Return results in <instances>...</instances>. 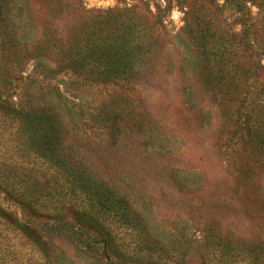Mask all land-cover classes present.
<instances>
[{"label": "rangeland", "instance_id": "rangeland-1", "mask_svg": "<svg viewBox=\"0 0 264 264\" xmlns=\"http://www.w3.org/2000/svg\"><path fill=\"white\" fill-rule=\"evenodd\" d=\"M202 2L208 9L221 4V0ZM26 3L36 31L43 37L38 50L45 51L48 66L62 70L56 80L63 82L61 92L70 99L60 114L63 152L85 167L96 182L132 205L140 220L143 242L151 249L150 264H264V131L254 140L250 107L241 110V103L247 101L245 87L251 83L245 72L251 69L250 51L242 54L247 61L241 66L246 75L241 93L231 101L225 92L220 95L221 101L215 99L198 76L201 66L184 59L182 43L174 37L183 25V15L182 9L173 5L168 18L162 20L159 50L145 57L132 80L115 83L93 74L86 85L74 83L72 77V85H64L68 81L66 66L94 64L66 61L67 53L78 50L84 29L92 31L91 27H98L95 23L106 27L114 9L137 7L136 20H144L148 10L155 14V6L161 3ZM223 18L233 31L240 30L230 13H224ZM21 49L15 72V66L3 63L12 59L11 53L2 58L1 66L6 69L0 77V92L9 98L18 93L22 99V91L28 90V105L44 107L43 101L48 100L42 98L44 89L30 91L26 80L32 64L28 60L30 47ZM255 74L264 81V71L255 70ZM256 88L260 91L264 86ZM17 99L13 95V101ZM0 206L6 208L1 194ZM114 234L124 252L121 258H125L138 245L137 235L121 228ZM68 243L53 241L58 248L56 255L62 252L68 259L62 264H85ZM18 252L24 253L22 248ZM131 257L127 264H139L141 255Z\"/></svg>", "mask_w": 264, "mask_h": 264}, {"label": "trees", "instance_id": "trees-1", "mask_svg": "<svg viewBox=\"0 0 264 264\" xmlns=\"http://www.w3.org/2000/svg\"><path fill=\"white\" fill-rule=\"evenodd\" d=\"M156 1L161 4L155 6V14L148 10L144 20H136L137 7L114 9L106 27L95 23L98 27H91L92 31L84 29L78 50L67 53L66 61L94 64L66 66L68 81L64 85H72L71 77L74 83L86 85L93 74L115 83L132 80L145 57L159 50L162 20L176 5L182 9L183 25L174 37L182 43L184 59L201 66L198 76L209 95L221 101L225 92L231 101L241 93L246 72L251 82L248 86L253 87H245L247 101L241 103V110L250 107V129L253 125L254 140L260 139L264 131V88L259 91L256 86H264V81L255 70L264 71V0H221L210 9L202 0ZM224 13L234 17L238 32L226 23ZM32 19L26 0H0V77L6 69L1 66L5 53H11L12 59L3 63L15 66V72L19 49L30 47L28 86L30 91L44 89L42 98L48 97L43 101L46 106L36 108L28 105V90L22 91V99L18 93L9 98L0 92V194L6 204V208L0 206V264H62L68 259L62 252L56 255L58 248L53 241L57 240L69 242L85 264H127L134 254L141 255L139 264H150L151 249L143 242L140 220L132 205L96 182L85 167L63 152L60 114L70 99L61 92L63 82L56 80L62 70L48 66L45 51L38 50L43 37ZM244 50L250 51L252 59L251 69L245 72L241 68L247 61ZM13 95L18 97L16 101ZM52 95L53 100H49ZM120 228L134 231L138 238L135 250L130 249L125 258H121L124 252L114 234Z\"/></svg>", "mask_w": 264, "mask_h": 264}]
</instances>
